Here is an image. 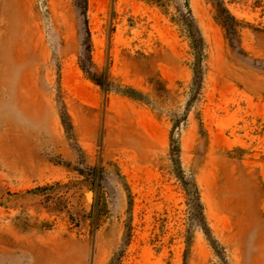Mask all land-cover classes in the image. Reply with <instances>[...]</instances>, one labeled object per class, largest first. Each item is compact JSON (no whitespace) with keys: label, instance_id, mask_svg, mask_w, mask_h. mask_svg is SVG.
I'll list each match as a JSON object with an SVG mask.
<instances>
[{"label":"rangeland","instance_id":"1","mask_svg":"<svg viewBox=\"0 0 264 264\" xmlns=\"http://www.w3.org/2000/svg\"><path fill=\"white\" fill-rule=\"evenodd\" d=\"M0 264H264V0H0Z\"/></svg>","mask_w":264,"mask_h":264},{"label":"trees","instance_id":"2","mask_svg":"<svg viewBox=\"0 0 264 264\" xmlns=\"http://www.w3.org/2000/svg\"><path fill=\"white\" fill-rule=\"evenodd\" d=\"M83 72H85V74H87L88 72L84 69V67H83ZM93 80V79H92ZM95 82V81H94ZM109 89L107 88V89H105V91L107 92Z\"/></svg>","mask_w":264,"mask_h":264}]
</instances>
